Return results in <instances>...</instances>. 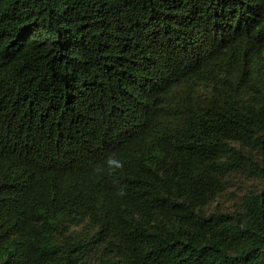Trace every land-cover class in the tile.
I'll list each match as a JSON object with an SVG mask.
<instances>
[{"label": "trees", "instance_id": "1", "mask_svg": "<svg viewBox=\"0 0 264 264\" xmlns=\"http://www.w3.org/2000/svg\"><path fill=\"white\" fill-rule=\"evenodd\" d=\"M0 264H264V0H0Z\"/></svg>", "mask_w": 264, "mask_h": 264}, {"label": "clouds", "instance_id": "2", "mask_svg": "<svg viewBox=\"0 0 264 264\" xmlns=\"http://www.w3.org/2000/svg\"><path fill=\"white\" fill-rule=\"evenodd\" d=\"M107 163L108 165L111 167V166H114L115 169H121L123 167V163L117 159H115V156L114 154H111L108 159H107ZM120 194L121 195H124V191L123 189L120 190Z\"/></svg>", "mask_w": 264, "mask_h": 264}]
</instances>
